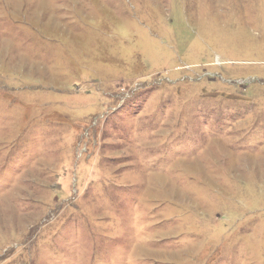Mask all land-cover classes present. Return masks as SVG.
<instances>
[{
	"label": "rangeland",
	"instance_id": "rangeland-1",
	"mask_svg": "<svg viewBox=\"0 0 264 264\" xmlns=\"http://www.w3.org/2000/svg\"><path fill=\"white\" fill-rule=\"evenodd\" d=\"M0 264H264V0H0Z\"/></svg>",
	"mask_w": 264,
	"mask_h": 264
}]
</instances>
